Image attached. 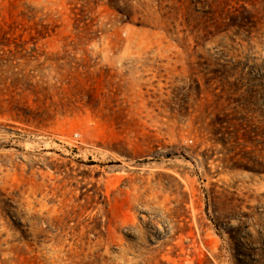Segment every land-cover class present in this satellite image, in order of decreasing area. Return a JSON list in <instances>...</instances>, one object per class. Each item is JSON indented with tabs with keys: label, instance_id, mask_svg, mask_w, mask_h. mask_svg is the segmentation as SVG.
<instances>
[{
	"label": "rangeland",
	"instance_id": "rangeland-1",
	"mask_svg": "<svg viewBox=\"0 0 264 264\" xmlns=\"http://www.w3.org/2000/svg\"><path fill=\"white\" fill-rule=\"evenodd\" d=\"M0 264H264V0H0Z\"/></svg>",
	"mask_w": 264,
	"mask_h": 264
},
{
	"label": "built area",
	"instance_id": "built-area-1",
	"mask_svg": "<svg viewBox=\"0 0 264 264\" xmlns=\"http://www.w3.org/2000/svg\"><path fill=\"white\" fill-rule=\"evenodd\" d=\"M78 136V135H77Z\"/></svg>",
	"mask_w": 264,
	"mask_h": 264
}]
</instances>
